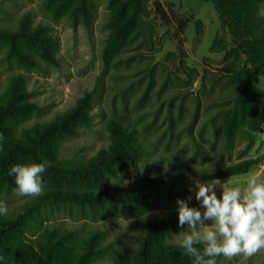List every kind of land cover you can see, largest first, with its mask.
Listing matches in <instances>:
<instances>
[{
	"label": "rangeland",
	"instance_id": "rangeland-1",
	"mask_svg": "<svg viewBox=\"0 0 264 264\" xmlns=\"http://www.w3.org/2000/svg\"><path fill=\"white\" fill-rule=\"evenodd\" d=\"M154 3L172 20L170 25L160 21ZM108 4L109 0H93L88 31L67 15L55 18L43 0H0L1 28L15 30L27 16L33 27L47 26L57 41V64L39 60V67L25 68L0 40V99L12 79L21 75L40 109L15 126V137L37 123L51 121L89 92V123L62 139L58 151L61 164L84 163L107 148L110 120L128 123L151 146L141 160L123 163L115 175L102 176L98 183L62 185L43 180L45 190L38 197H17L14 190L0 188V200L9 208L7 216L23 214L22 239L33 242L43 231L54 229L70 233L80 244L92 235L103 249L94 264H117L121 256L134 252L148 220L171 222L167 241L174 244L173 234L182 230L176 199L191 197L189 206L200 208L195 182L206 180L197 177L199 170H211L214 164L255 161L244 174L209 181L220 182L216 186L218 198L223 188L243 185L252 174L264 178V75L256 76L254 82L255 92L262 97L257 131L247 137L239 133L232 149L223 147L222 124L236 85L225 75L224 67L239 69L244 58L235 60L229 55L236 40L222 25L213 5L200 0H148L145 14L128 33L125 44L105 61ZM259 10L264 21V3ZM179 21H187L181 34ZM126 186L140 193L139 199L133 200L138 207L88 204L48 194L66 188L84 192ZM217 264H264V249L252 256L223 257Z\"/></svg>",
	"mask_w": 264,
	"mask_h": 264
},
{
	"label": "trees",
	"instance_id": "trees-1",
	"mask_svg": "<svg viewBox=\"0 0 264 264\" xmlns=\"http://www.w3.org/2000/svg\"><path fill=\"white\" fill-rule=\"evenodd\" d=\"M200 1L213 5L222 25L236 40V47L229 55L235 60L241 56L244 58V64L239 69L230 65L224 67L225 75L236 83L222 124L223 147L230 150L239 133L247 137L258 129L257 114L261 110L259 104L262 97L255 92L254 82L256 76L264 75V21L259 10L264 0ZM147 2L109 0V35L103 49L105 61L125 44L128 33L145 14ZM43 5L55 18L67 15L74 24L80 23L86 30H91L93 0H43ZM154 8L162 23L166 26L172 23L158 3H154ZM186 23L178 22L180 34ZM0 40L8 44L9 55L25 68L39 67V60L57 64L56 37L45 25L33 27L27 16L20 20L15 30L0 27ZM91 103L92 95L86 92L71 108L51 121L37 123L15 137V126L40 109L32 101L23 76L13 78L0 99V188L8 191L15 189L14 177L8 175V170L15 164L45 162L47 169L43 180L62 185L71 182L88 184L98 183L102 176L115 175L123 163L139 161L151 151L148 142L139 137L132 126L110 120L107 125L110 143L107 148L100 149L84 163L61 164L58 161L60 142L64 137L75 134L78 126L89 123ZM254 163V160L246 159L228 166L214 164L211 170L201 169L196 174L206 181L219 180L244 174ZM48 194L81 199L88 204L107 202L125 208L133 205V200H138L140 193L126 186L84 192L66 188L49 191ZM138 206L134 204V207ZM24 223L21 213L0 217V264H94L102 254V247L92 235L76 244L70 233L53 229L45 230L33 242H27L22 239ZM171 229V222L148 220L137 249L121 256L117 264H192L191 257L167 241Z\"/></svg>",
	"mask_w": 264,
	"mask_h": 264
},
{
	"label": "clouds",
	"instance_id": "clouds-1",
	"mask_svg": "<svg viewBox=\"0 0 264 264\" xmlns=\"http://www.w3.org/2000/svg\"><path fill=\"white\" fill-rule=\"evenodd\" d=\"M46 169L45 162L11 166L8 175L14 177L15 195H43ZM218 183L195 182V199L202 211L189 206L191 197L175 202L182 230L173 234L174 244L191 257L192 264H217L218 257L252 256L264 249V178L252 174L243 185L223 188L219 198ZM8 214L7 204L0 200V217Z\"/></svg>",
	"mask_w": 264,
	"mask_h": 264
}]
</instances>
